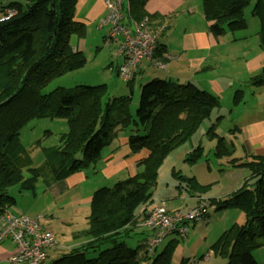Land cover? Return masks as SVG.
Masks as SVG:
<instances>
[{"label":"trees","instance_id":"obj_1","mask_svg":"<svg viewBox=\"0 0 264 264\" xmlns=\"http://www.w3.org/2000/svg\"><path fill=\"white\" fill-rule=\"evenodd\" d=\"M145 1L127 0L125 19L147 16L151 26L163 24L164 18L144 13ZM250 2L201 0L205 19L211 22L209 30L220 35L245 27L243 10ZM254 4L252 14L259 20V44L264 49V0H254ZM76 10L77 0H10L0 6V214L13 203L12 191H34L37 180L45 187L91 167L117 132L126 130L130 152L147 151L136 163L141 170L110 187L94 190L83 233L88 241L47 264H171L176 242L170 240L161 251L156 247L151 254L147 238L137 236L143 235L142 229L148 230L137 226L146 208L137 212V207L148 205L164 158L210 118L220 106L219 98L190 81L153 78L139 85L137 107L131 112L134 75L125 81L126 95L111 94L106 84L58 86L44 92L53 78L86 63L80 46L70 42L71 36H86V28L76 20ZM8 11L12 14L7 15ZM160 38L155 57L163 61L158 58L162 56ZM248 82L254 87L264 85V68ZM242 96L243 92L236 90L233 103L241 102ZM38 117L65 119L68 131L58 145L44 148L48 158L41 167L29 168L31 160L20 149L18 134L29 119ZM218 119L205 134L215 139V157H231L233 147L215 133ZM202 153L198 145L185 161L195 162ZM229 162L230 166L247 167L249 179L225 198L207 202L215 209L236 208L245 221L224 231L210 249L224 257L226 264H259L253 251L264 245V155ZM171 174L186 182L187 190L200 188L193 176L176 170Z\"/></svg>","mask_w":264,"mask_h":264},{"label":"crops","instance_id":"obj_2","mask_svg":"<svg viewBox=\"0 0 264 264\" xmlns=\"http://www.w3.org/2000/svg\"><path fill=\"white\" fill-rule=\"evenodd\" d=\"M104 1L77 0L76 20L84 25L86 33L87 27L94 24L102 32L103 44L105 45L103 36L108 30V25H101V21L106 16ZM143 11L147 15H156L164 18L165 30L160 38L159 47L162 51V56L158 58L163 60L166 66L164 69H160L146 59L142 60L132 78V97L135 92L133 86L135 81H137L139 88L141 83L153 78L171 79L178 82L190 81L199 88L216 95L219 99H222L225 95V99L228 98L231 105L225 113L216 109L215 112H218L216 118L219 119L217 120L215 133L234 149L231 157L217 158L213 155L215 139L208 138L209 147H202V155H213L216 160L215 164L207 163L206 165V172L207 174L210 173L211 176H204V179H199L196 174H183L178 165L186 162L187 154L200 143V140L194 141L195 133L164 158L158 168L157 179L159 180L161 175H167L172 170H176L179 174L186 177L193 176L200 188L188 187V190L185 188L183 192L180 190L175 196L177 197V203L172 206L170 204L174 203V201L171 195L166 196L165 200L151 197L148 205L159 202L168 209H175L194 206L198 198H203L207 201L225 198L238 190L251 175L250 170L245 166H230V159L243 161L247 160L250 155H264V85L254 87L248 82L252 76L260 74L264 68V49L259 44L258 34L251 37L254 40L253 45L250 44L244 47L238 53L235 49V39L227 38L228 35L224 34L215 35L209 30L211 22L205 19L201 0H146L143 5ZM86 40L85 38H76V44L84 50ZM156 50L158 51V49ZM115 62L114 68L116 72V66L120 62V58L116 59ZM128 90V86L114 87L111 90V94L125 95ZM236 90L243 92L242 101L238 104H234L232 101ZM216 118L214 121H216ZM223 121H227V124L223 125ZM117 137L115 136V138ZM107 146H109L105 150L107 158L98 160L89 167L90 169L77 171L45 187L41 180H37L34 191L33 189L24 192L15 190L16 195L29 194L28 197L31 196L34 203L47 202L44 208L49 207L48 209H50L52 201H54L53 203H59L62 208H66L68 214L78 212L79 205H77V200L83 203H90L92 189L99 185L97 182L102 183L101 175L106 179L112 178L121 170L129 168L128 173L131 176L134 174L133 168L137 165V161L147 155V151L144 149L136 153L130 152L126 130L120 131L117 142L115 141ZM121 153H125V156L122 157ZM91 173H96L95 175L100 173L101 175L99 177L94 175L91 179ZM183 183L186 185V182ZM74 189L78 193L76 199L70 198L68 193L69 190ZM65 193L66 199L64 197L60 201L55 202L57 197L63 196ZM12 196L13 203L8 205V211L29 217H40L42 226L51 229L55 233L56 243L47 251V260L49 262L70 248L80 246L88 241V236L83 234L86 223L80 228H74L70 231L57 229L51 222L46 221L47 217L42 216L41 212L36 213L33 211L32 205L18 206L17 198L14 200L15 196L13 193ZM11 204H15L16 211L10 210L9 206ZM76 205L77 209L75 208ZM240 212L236 208L215 209L213 205H210L207 208L205 217L187 224L188 230L184 237L171 233L163 239L157 248L164 244L165 240L168 242L173 240L176 242V246L172 260L179 264L182 259H188L186 264H189L191 256L195 257V252L186 245L188 243L193 245L199 241L202 243L199 249L200 247L206 249L201 258L208 260L212 252L210 249L211 244L232 225L244 223L245 216L243 212ZM86 218L87 215L85 216ZM142 231L144 236L137 235L139 239L142 237L148 238L152 234L150 230L145 231L142 229ZM191 235L193 236L192 239ZM180 239L186 245H180ZM14 250L15 244L10 239L0 241V264H12L8 258ZM256 251L263 257L261 259L257 258L253 253L254 257L259 264L264 263V245L257 248ZM55 252L60 254L57 253L55 258H51V255ZM221 258L224 261L219 259V264H226L224 257ZM196 260L197 258H194L193 264L197 262Z\"/></svg>","mask_w":264,"mask_h":264},{"label":"rangeland","instance_id":"obj_3","mask_svg":"<svg viewBox=\"0 0 264 264\" xmlns=\"http://www.w3.org/2000/svg\"><path fill=\"white\" fill-rule=\"evenodd\" d=\"M9 1L10 0H0V6L8 3ZM254 5H255L254 0H251L250 4L243 10V19L246 22L245 27L240 28V29H235L233 31L225 30L222 33L224 35H228L227 38L231 37L232 39L236 40L235 49L237 50L238 53H240V51L244 47L250 44L253 45L254 40L251 37L258 34L259 20L255 15L252 14V9ZM103 24L105 23L101 21L102 26ZM85 35L86 37L84 36V38L85 40L86 39L87 40H86L85 48L82 53L84 57L86 58V63L82 67L74 71L67 72L63 75L53 78L43 90L44 92H48L58 86L70 88V87H73L75 85H80V84L91 85V86H95L99 84L100 85L106 84L109 92L114 87H119V86L126 87L127 86V83L125 81H122L120 78H118L115 72L114 63L116 65V62H115L116 59L111 56L115 46L112 43H107L106 39H104L105 45L103 44V38H102L103 34L100 30H98L95 27L94 24L87 27V33ZM70 42L71 44H75L76 37L71 36ZM137 85L138 83L137 81H135L133 84L135 92H134V96L132 97L131 112H134L137 107V102L139 98V88ZM126 94H129V92L127 91L125 95ZM219 102H220V106L218 107L217 111L225 113L227 109L230 108V105H231V103H229V99L228 98L225 99V95H224L222 99H219ZM215 111L216 109H214L211 112L209 119L204 120L201 123L199 129L197 130L194 136V141L200 140L199 145H201L202 147L204 146V148L209 147L210 142L208 140V137L205 135V132L207 131L210 123L213 122L215 118L217 117L216 115L218 112H215ZM224 124H227V121H223V125ZM67 131H68V123L65 119H62V118L38 117V118L29 119L21 127L19 134H18L19 135L18 141H19L20 149L24 151V153L28 154L31 160V165L27 167L29 168L41 167V165H43L46 159L48 158L44 148H49L50 146L58 145L60 142L61 135L63 133H66ZM120 131L117 132L116 136L118 137L117 138L114 137L111 143L115 141L117 142L119 135H120ZM108 147L109 146H107L106 148L102 150L101 158L99 160H101L102 158H107V156L105 155V150L108 149ZM121 156L124 157L125 153L123 154L121 153ZM215 161L216 160L213 155L203 154L195 162L190 163L186 161V162L179 164L178 166L180 167L183 174H190V175L196 174L197 176H199V179H204V176H207V177L211 176L210 173L207 174L206 172L207 163L215 164ZM140 170H141V166L135 165V167L133 168L134 173ZM26 171L27 170L24 168L23 173H25V175L28 176ZM128 172H129V168L123 169L114 177L107 178V179L104 178L100 173H98L97 175H95L96 173H91V179L93 178L94 175L98 177L99 175H101L100 179L102 178L101 179L102 183L97 182L99 185H97L98 187L96 186L94 187V189H92V193L94 192V190L102 186L110 187L114 183H116L118 180L126 179L130 175V173ZM180 190L182 192L185 190L183 181L174 177L173 174L169 172L167 175H161L159 180L157 179L156 184L151 191V197L155 199L165 200L166 196L171 195V198H173V201H174V203L170 204L172 206L177 203V200H176L177 197L175 196H177L176 193H178ZM12 193L15 196L14 200H16L17 198L18 206L22 207V206L32 205L33 211H35L36 213L41 212L42 216L47 217V220L46 219L44 220L51 222L52 225L56 227L57 229H62L63 231H70L71 229H74V228H80L82 225L86 223L85 216L89 214V203H83L77 200L78 202L77 205H79L78 212L73 213V214H68L66 212V208H62L59 203H53L54 201H52L51 208L48 209L49 207L44 208L47 202L43 203L40 201V202L34 203L33 198L31 196L28 197L29 194L17 196L16 195L17 193L15 191H12ZM68 193L70 194V198L72 199H76L78 196L76 189L69 190ZM64 197L66 199V193L63 196L57 197L55 199V202L60 201ZM77 205L75 207L76 209H77ZM144 206L145 204L139 205L137 207V212L140 211ZM9 208L11 211H16L15 204H11ZM240 222H243V221H240ZM192 237L193 236L191 235V239ZM200 237H202V235H200ZM167 242L168 241L165 240V243L161 244L157 248L158 251L159 250L161 251ZM188 244L186 245L184 241L180 239V245L182 246L186 245L188 247H191L194 250L195 252L194 258H197L196 260L197 262L195 264H215V263L219 264L218 260L219 259L220 261L221 259L223 260L220 254L214 253L213 251L210 253V257L208 260H205V259L203 260L201 256L204 252H206L205 251L206 249H204L203 247H200L199 249V246L200 244L202 246V243L198 241L197 243L193 245L192 243H188ZM58 252H55L53 255H51V258H55ZM253 253L255 254L257 258L261 259L263 257L256 250H254ZM194 258L191 256L190 262L188 261L189 264L194 263L193 262ZM171 264H176V263L174 260H172Z\"/></svg>","mask_w":264,"mask_h":264},{"label":"built area","instance_id":"obj_4","mask_svg":"<svg viewBox=\"0 0 264 264\" xmlns=\"http://www.w3.org/2000/svg\"><path fill=\"white\" fill-rule=\"evenodd\" d=\"M104 3L106 16L103 25H108L105 39L115 46L112 57L120 58L116 66L117 76L123 81L130 80L144 59L164 69L166 63L155 57L164 24L151 26L147 16L126 20L127 0H105ZM11 14V11L7 12V15ZM207 208L208 202L203 198H198L194 206L175 209H168L159 202L149 204L137 223L138 227L152 231L147 238V250L153 254L171 233L184 237L187 224L205 217ZM4 239L15 244V250L8 258L12 264H47V251L56 243L55 233L42 226L40 217L14 214L8 210L0 214V241Z\"/></svg>","mask_w":264,"mask_h":264}]
</instances>
